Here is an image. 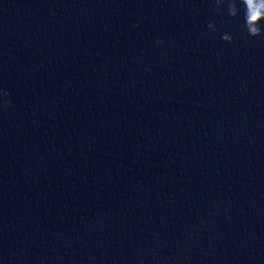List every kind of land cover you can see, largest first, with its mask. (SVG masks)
<instances>
[{
  "label": "clouds",
  "instance_id": "1",
  "mask_svg": "<svg viewBox=\"0 0 264 264\" xmlns=\"http://www.w3.org/2000/svg\"><path fill=\"white\" fill-rule=\"evenodd\" d=\"M216 11H221V6L227 4V13L230 17L236 18L243 12L244 28L249 36L257 37L264 35V0H215ZM210 28H214L213 24H209ZM222 39L226 42H232V36L225 33ZM163 43V41H158ZM2 96L6 98L7 92H3ZM4 103L9 102L5 99Z\"/></svg>",
  "mask_w": 264,
  "mask_h": 264
}]
</instances>
